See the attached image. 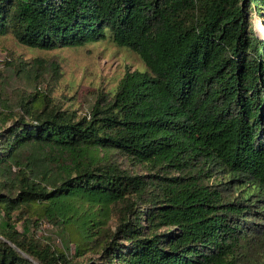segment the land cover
<instances>
[{"label": "trees", "instance_id": "16d2710c", "mask_svg": "<svg viewBox=\"0 0 264 264\" xmlns=\"http://www.w3.org/2000/svg\"><path fill=\"white\" fill-rule=\"evenodd\" d=\"M255 16L264 0H0V41L109 40L145 65L84 115L37 86L0 105V264H264ZM28 65L35 85L47 61ZM45 223L67 248L29 232Z\"/></svg>", "mask_w": 264, "mask_h": 264}, {"label": "rangeland", "instance_id": "374dc122", "mask_svg": "<svg viewBox=\"0 0 264 264\" xmlns=\"http://www.w3.org/2000/svg\"><path fill=\"white\" fill-rule=\"evenodd\" d=\"M254 27L257 35L264 39L260 34L264 31L263 19L255 16ZM35 58L47 61L48 72L34 85V82L22 79L16 69L26 63L29 68ZM55 64L60 66L62 75L59 78L52 70ZM144 69L145 65L135 53L119 48L109 40L45 52L31 50L7 38L0 41V105L13 102L15 92L30 91L37 86L40 93L59 105L84 115L90 112L100 94L107 95L117 86L127 71ZM124 167L131 169L129 163H125ZM2 220L0 214V224ZM29 232L45 243L67 248L64 234L47 223L39 229L29 228ZM70 248L66 254L75 258V248Z\"/></svg>", "mask_w": 264, "mask_h": 264}, {"label": "water", "instance_id": "95a60500", "mask_svg": "<svg viewBox=\"0 0 264 264\" xmlns=\"http://www.w3.org/2000/svg\"><path fill=\"white\" fill-rule=\"evenodd\" d=\"M1 238V237H0Z\"/></svg>", "mask_w": 264, "mask_h": 264}]
</instances>
